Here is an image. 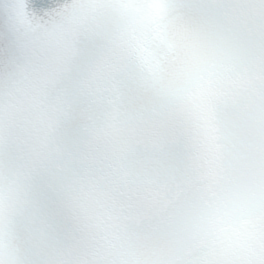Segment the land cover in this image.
<instances>
[{"label":"snow or ice","instance_id":"6c2138e0","mask_svg":"<svg viewBox=\"0 0 264 264\" xmlns=\"http://www.w3.org/2000/svg\"><path fill=\"white\" fill-rule=\"evenodd\" d=\"M0 264H264V0H0Z\"/></svg>","mask_w":264,"mask_h":264}]
</instances>
